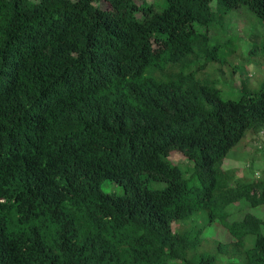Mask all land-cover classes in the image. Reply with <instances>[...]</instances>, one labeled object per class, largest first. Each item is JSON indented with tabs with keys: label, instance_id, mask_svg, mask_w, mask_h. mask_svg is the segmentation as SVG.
Segmentation results:
<instances>
[{
	"label": "trees",
	"instance_id": "trees-1",
	"mask_svg": "<svg viewBox=\"0 0 264 264\" xmlns=\"http://www.w3.org/2000/svg\"><path fill=\"white\" fill-rule=\"evenodd\" d=\"M241 9L264 29V0H0V264H264V169L222 165L263 132L264 86L198 76L235 53L211 30ZM240 202L259 214L231 219ZM212 225L233 241L206 252Z\"/></svg>",
	"mask_w": 264,
	"mask_h": 264
},
{
	"label": "rangeland",
	"instance_id": "rangeland-1",
	"mask_svg": "<svg viewBox=\"0 0 264 264\" xmlns=\"http://www.w3.org/2000/svg\"><path fill=\"white\" fill-rule=\"evenodd\" d=\"M145 1L152 2L153 0ZM99 5L101 7L105 6L104 3H99ZM222 30H226V33L232 37H238L236 43L232 45L235 49V53L226 61V66L221 67L224 69L222 72H213L212 68L217 65L209 63L206 66L204 73H199L198 76L206 75L210 79L217 80V87L220 89L222 98L236 99L242 93L241 90H239L240 75H242V78L246 79L250 89H259L264 86V58L256 57L249 62L245 58L252 45L259 43L264 33V29L255 16L249 11L241 9L233 11L225 21L222 20L221 24H217L215 28L211 30L213 41L222 42L225 40V38H222L224 35ZM223 50H225V48H223ZM232 65H238L239 70L237 74L235 72L231 75V69H229V67ZM262 131V133L252 135L251 131H247L242 139L228 152L222 164L223 169L231 170L234 173L236 172L237 176L245 177L248 181L256 175H259L260 171L264 169V156H257L255 145L258 147L260 143L263 144L264 130ZM169 159L183 170L192 167V164L177 151L172 152L169 155ZM250 165L254 167L253 170L249 167ZM101 189L107 193L119 194L121 192V189L118 186L109 182L103 183ZM242 203L243 202L235 203L227 209V211H230L231 213V219L239 220L248 211L254 214H259L260 208L248 209ZM262 216L264 218V213ZM213 226L214 225L209 226L203 233L204 238L202 239L200 248L211 250L206 252L214 251L215 246L213 247V244L216 242V239H219L223 243L233 241L223 228L216 230V227L212 228ZM253 239L252 236L246 238L247 246H252Z\"/></svg>",
	"mask_w": 264,
	"mask_h": 264
},
{
	"label": "clouds",
	"instance_id": "clouds-1",
	"mask_svg": "<svg viewBox=\"0 0 264 264\" xmlns=\"http://www.w3.org/2000/svg\"><path fill=\"white\" fill-rule=\"evenodd\" d=\"M260 133H262V132H260Z\"/></svg>",
	"mask_w": 264,
	"mask_h": 264
}]
</instances>
